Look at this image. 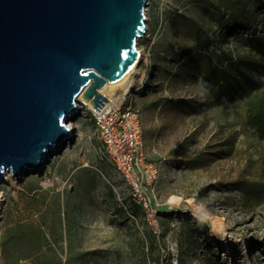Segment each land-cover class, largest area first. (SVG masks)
Instances as JSON below:
<instances>
[{
  "label": "rangeland",
  "instance_id": "374dc122",
  "mask_svg": "<svg viewBox=\"0 0 264 264\" xmlns=\"http://www.w3.org/2000/svg\"><path fill=\"white\" fill-rule=\"evenodd\" d=\"M145 13L134 105L145 153L162 163L161 233L128 210L130 187L78 103L42 170L0 180V264H264V132L248 123L264 97L249 43L264 40V0H149ZM223 51L262 65L242 66L255 83L217 105L204 78Z\"/></svg>",
  "mask_w": 264,
  "mask_h": 264
},
{
  "label": "water",
  "instance_id": "95a60500",
  "mask_svg": "<svg viewBox=\"0 0 264 264\" xmlns=\"http://www.w3.org/2000/svg\"><path fill=\"white\" fill-rule=\"evenodd\" d=\"M149 0H0V180L44 167L71 132L78 97L138 63Z\"/></svg>",
  "mask_w": 264,
  "mask_h": 264
},
{
  "label": "built area",
  "instance_id": "2783aa9c",
  "mask_svg": "<svg viewBox=\"0 0 264 264\" xmlns=\"http://www.w3.org/2000/svg\"><path fill=\"white\" fill-rule=\"evenodd\" d=\"M142 76L140 81L133 77ZM145 74L132 75L118 99L104 102L100 111L87 108L92 115L99 140L108 160L131 190L132 200L145 214L151 230L161 233V216L154 205L157 181L162 172L160 161L150 160L144 150L141 115L134 105L136 91L144 86ZM69 128V127H68ZM72 128L70 132L72 133Z\"/></svg>",
  "mask_w": 264,
  "mask_h": 264
},
{
  "label": "trees",
  "instance_id": "16d2710c",
  "mask_svg": "<svg viewBox=\"0 0 264 264\" xmlns=\"http://www.w3.org/2000/svg\"><path fill=\"white\" fill-rule=\"evenodd\" d=\"M243 26V24H240ZM238 26H234L230 31H234ZM250 48L260 56V60L264 61V40L261 38H251L249 40ZM205 44L204 46H208ZM261 62H252L243 58L234 57L232 54L221 52L214 59L211 57L210 65L205 71L204 84L211 90V95L217 105H225L234 101L237 96H245L247 88L252 86L255 82L251 77L242 70V66L257 68ZM249 105L255 108L251 113L248 123L253 128L264 132V97L257 95L251 99ZM131 213L136 214L141 210L140 206L135 202H131L128 206ZM202 232L208 236L207 228L201 229ZM153 241L156 236L153 234ZM154 243V242H152Z\"/></svg>",
  "mask_w": 264,
  "mask_h": 264
},
{
  "label": "bare ground",
  "instance_id": "6f19581e",
  "mask_svg": "<svg viewBox=\"0 0 264 264\" xmlns=\"http://www.w3.org/2000/svg\"><path fill=\"white\" fill-rule=\"evenodd\" d=\"M144 60V56L143 53L141 52L140 55V59L138 61V63L129 71V73L119 82L115 83V84H107L106 86H104L103 88L100 89V92L108 99V100H115L118 99L120 94L127 88L128 84L130 83L131 77L132 75L138 72L139 67L142 63V61ZM78 102L85 105L87 108H92L91 104H89V102L85 101L82 98V95H80L78 97ZM69 128L73 129L72 124L69 125ZM49 160L48 156L46 157V161L45 163ZM43 169V168H42ZM40 169V170H42ZM213 221L217 224L218 227H222V222L219 219V217L215 216L213 217Z\"/></svg>",
  "mask_w": 264,
  "mask_h": 264
}]
</instances>
